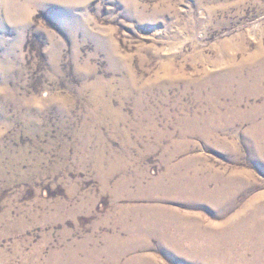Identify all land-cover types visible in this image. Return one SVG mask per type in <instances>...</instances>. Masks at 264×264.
I'll return each mask as SVG.
<instances>
[{"label": "rangeland", "instance_id": "rangeland-1", "mask_svg": "<svg viewBox=\"0 0 264 264\" xmlns=\"http://www.w3.org/2000/svg\"><path fill=\"white\" fill-rule=\"evenodd\" d=\"M259 45L264 0H0V264H255Z\"/></svg>", "mask_w": 264, "mask_h": 264}, {"label": "bare ground", "instance_id": "bare-ground-1", "mask_svg": "<svg viewBox=\"0 0 264 264\" xmlns=\"http://www.w3.org/2000/svg\"><path fill=\"white\" fill-rule=\"evenodd\" d=\"M253 58H256L258 61V64L255 66L256 69L252 72V74L254 76H256L254 74L255 71L259 72V74H262L264 72V48L261 47L260 45L257 46L256 50L254 51L253 54ZM249 62V61H248ZM247 62V63H248ZM246 61L244 59H241V61L232 66V67H228L227 71L225 72L228 75V78H224L221 77L218 80H216L213 76V74H211L210 72H203V76L202 78L198 81L199 85H206V84H212L213 87L219 91H223L224 87H227V92L229 93V87L233 84H235L239 89L242 88L244 86L243 83H246V79L245 78H239V80H234L231 81V75H235L238 73L237 71V67L240 66L241 69H243L246 65H247ZM258 74V75H259ZM263 78V76L261 78H257L258 81H261ZM196 83V82H195ZM211 86V85H210ZM212 87V86H211ZM200 89V88H198ZM202 91V90H201ZM236 98V97H235ZM234 100V99H233ZM238 106V99L236 98L233 102L232 105L229 108V112H233V110ZM235 111V110H234ZM237 111V110H236ZM218 112L215 108H212L211 110V116L213 113ZM172 157V156H171ZM141 175V174H140ZM182 187V186H181ZM245 207V206H244ZM242 227V226H240ZM262 232L264 233V227L261 228ZM262 244L264 243L263 238H260ZM254 246V245H253ZM243 247V246H242ZM241 249V248H240ZM259 251L258 255H257V259L255 261V264H264V249L262 247H260L257 252ZM254 263V262H253ZM130 264V263H129Z\"/></svg>", "mask_w": 264, "mask_h": 264}]
</instances>
